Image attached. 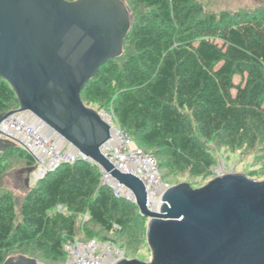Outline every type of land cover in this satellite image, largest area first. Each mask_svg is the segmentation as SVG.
Instances as JSON below:
<instances>
[{
	"label": "trees",
	"instance_id": "1",
	"mask_svg": "<svg viewBox=\"0 0 264 264\" xmlns=\"http://www.w3.org/2000/svg\"><path fill=\"white\" fill-rule=\"evenodd\" d=\"M139 1L150 11L124 40L133 51L120 63L104 64L81 97L104 99L116 83L111 114L119 126L144 145L166 149L175 167L191 174L214 168L208 142L249 149L264 142V11L217 16L199 0ZM14 104L15 93L0 78V113ZM13 152L35 164L22 147L7 150ZM100 178L98 167L84 160L60 166L29 190L17 223L10 196H0V264L25 243L46 244L62 264L64 243L76 239L75 215L85 211L107 233L143 228L147 219L137 206L115 197ZM59 206L73 214L52 218ZM58 228L66 233L63 241Z\"/></svg>",
	"mask_w": 264,
	"mask_h": 264
},
{
	"label": "water",
	"instance_id": "2",
	"mask_svg": "<svg viewBox=\"0 0 264 264\" xmlns=\"http://www.w3.org/2000/svg\"><path fill=\"white\" fill-rule=\"evenodd\" d=\"M130 28L122 0H0V78L19 104L0 113V125L13 114L35 118L133 192L139 214L148 220L152 257L114 264H264V180L231 173L196 189L185 182L172 185L150 210L144 183L103 154L114 127L81 94L104 64L122 54ZM13 147L0 138V153ZM2 264L41 263L17 256Z\"/></svg>",
	"mask_w": 264,
	"mask_h": 264
},
{
	"label": "rangeland",
	"instance_id": "3",
	"mask_svg": "<svg viewBox=\"0 0 264 264\" xmlns=\"http://www.w3.org/2000/svg\"><path fill=\"white\" fill-rule=\"evenodd\" d=\"M73 1V0H68ZM206 13H214L217 16L226 11L230 14L236 12L255 13L258 11H264V0H199ZM128 9L130 16L131 28L141 21L143 17L150 11L149 8L141 4L139 0H122ZM130 28V29H131ZM131 44L124 45L122 54L115 58L113 62L120 63L122 58L128 51H133ZM119 87L116 83H113L107 89V97L101 99L95 96L93 93H87L82 97L84 104L87 107L95 109L99 113L107 112L111 113L113 107V100L117 96ZM12 105V109L15 110L19 107V104ZM32 121V119L30 120ZM32 123V122H31ZM112 125H119L118 122L113 119ZM49 133V132H48ZM135 143L146 153H153L157 160L161 164L162 181L169 186L177 185L180 183H189L193 188H200L207 184L211 179L218 175L224 174H245L249 178L261 181L264 180V142L254 149L237 148L225 143L222 146L216 144V142H208L212 159L215 162L214 168L210 172H204L202 174H191L189 171L181 170L172 163L169 153L164 148L157 146L144 145L141 142L140 136H133ZM26 164V159L21 157L18 152L13 154H7V151L0 153V196H10L15 211V221L17 223L22 219L21 207L24 199L30 189L39 186V181L32 183L30 176L32 171ZM26 182V184H25ZM73 211L69 208L59 206L50 211L52 218H57L60 221V216H69ZM75 240L86 242L89 240H95L102 244H108L111 247L113 253L112 256L117 257L118 254L122 258L126 259H139L141 261L151 260V251L147 244V224L138 227H127L124 231L119 233H107L101 227L95 225L89 219L88 212H82L75 215ZM143 222V221H142ZM61 240H65L66 233L64 230L58 228L57 231ZM101 250L97 251L99 253ZM26 256L36 259L41 264H60L59 258L44 244L43 248H40L35 243H25L12 247L5 255V260L10 257ZM63 264V262H62Z\"/></svg>",
	"mask_w": 264,
	"mask_h": 264
},
{
	"label": "built area",
	"instance_id": "4",
	"mask_svg": "<svg viewBox=\"0 0 264 264\" xmlns=\"http://www.w3.org/2000/svg\"><path fill=\"white\" fill-rule=\"evenodd\" d=\"M103 114L110 124L115 119L111 113ZM26 118L27 115L21 114H13L6 118L0 125V138L13 141L16 146L22 147L33 157L35 164L30 176L32 183L40 181L62 165H72L78 160L90 162L75 153L69 145L59 141L56 136L42 132L40 125L28 122ZM112 126L114 134L102 152L117 170L131 173L144 183L147 207L152 210L157 197L170 186L162 181L157 159L137 146L133 137L119 125ZM97 167L101 174V185L111 188L115 197L136 205L135 196L130 189ZM99 250L101 251L97 253ZM63 251L65 252L63 264H114L122 258L119 254L117 257L112 256L113 251L108 244L95 240L86 242L67 240L63 245Z\"/></svg>",
	"mask_w": 264,
	"mask_h": 264
},
{
	"label": "bare ground",
	"instance_id": "5",
	"mask_svg": "<svg viewBox=\"0 0 264 264\" xmlns=\"http://www.w3.org/2000/svg\"><path fill=\"white\" fill-rule=\"evenodd\" d=\"M29 118H32V121H30L31 119H29ZM27 121L28 122H32V123H35L36 122V120H35V118H33V117H30L29 115L27 116ZM42 132H44V133H46V134H49V135H52L53 136V134L51 133V132H49V131H47L46 129H44L43 127H42ZM49 132V133H48Z\"/></svg>",
	"mask_w": 264,
	"mask_h": 264
},
{
	"label": "flooded vegetation",
	"instance_id": "6",
	"mask_svg": "<svg viewBox=\"0 0 264 264\" xmlns=\"http://www.w3.org/2000/svg\"><path fill=\"white\" fill-rule=\"evenodd\" d=\"M29 119H32V118H29ZM25 184H26V182H25Z\"/></svg>",
	"mask_w": 264,
	"mask_h": 264
}]
</instances>
